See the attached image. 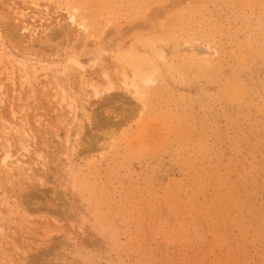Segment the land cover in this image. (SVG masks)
I'll use <instances>...</instances> for the list:
<instances>
[{
    "label": "rangeland",
    "instance_id": "rangeland-1",
    "mask_svg": "<svg viewBox=\"0 0 264 264\" xmlns=\"http://www.w3.org/2000/svg\"><path fill=\"white\" fill-rule=\"evenodd\" d=\"M0 264H264V0H0Z\"/></svg>",
    "mask_w": 264,
    "mask_h": 264
},
{
    "label": "bare ground",
    "instance_id": "bare-ground-1",
    "mask_svg": "<svg viewBox=\"0 0 264 264\" xmlns=\"http://www.w3.org/2000/svg\"><path fill=\"white\" fill-rule=\"evenodd\" d=\"M70 24L75 25V22H74L73 18H71ZM75 65L78 68L82 69V71H83L84 67L82 66V64L79 61L76 60L75 61ZM103 77L108 81V85L106 86V88L104 89V91H100L93 84L87 85V88L90 89L91 91H93V93L95 94L96 98L101 97L103 93L106 94V95H110L113 92V90H114V86L110 82V76H109V74L107 72H104ZM151 82H152V78H150L148 80V83H151ZM122 84L124 85L125 92L128 93V92L132 91L134 95H136V96L139 95L138 94L139 92L137 90V87L132 82H129V78L125 75V73L123 75V82H122ZM62 95H63L62 101L65 102L66 101V98H65V92L64 91L62 92ZM86 96H88V95L86 94ZM74 104H75V102L73 101L70 105H68L69 110H71V112L75 110V109H73ZM8 129L10 130V128H8ZM80 130H82V127H80V126H79L78 129H75V131L68 137L67 143H69L70 145H74L76 143V141L78 140V136H80V133H81ZM72 140L74 141L73 144L71 142ZM7 158H9V156H7Z\"/></svg>",
    "mask_w": 264,
    "mask_h": 264
}]
</instances>
